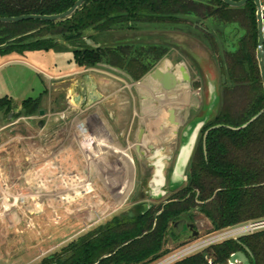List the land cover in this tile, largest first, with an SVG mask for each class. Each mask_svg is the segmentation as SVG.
Instances as JSON below:
<instances>
[{"label":"trees","instance_id":"obj_1","mask_svg":"<svg viewBox=\"0 0 264 264\" xmlns=\"http://www.w3.org/2000/svg\"><path fill=\"white\" fill-rule=\"evenodd\" d=\"M76 1L0 0V17L57 15ZM206 21L237 25L245 34L232 51H224L223 104L202 130L185 185L158 206H145L146 198L140 194L128 213L88 231L39 264H149L167 254L160 251L165 238L171 236V223L184 218L193 223L195 209L210 223V233L264 221V93L256 61V8L251 1L230 8L221 0H88L62 21L0 23L1 55L69 51L79 69L106 64L137 81L171 49L188 56L182 46L163 42L167 32L200 40L222 61L218 36ZM99 37L103 38L100 42ZM86 40L94 45H87ZM42 94L21 103L25 114L35 111ZM12 107L11 99L0 98V111ZM260 112L244 129H230L241 127ZM238 251L244 252L249 264H264V228L174 264H227Z\"/></svg>","mask_w":264,"mask_h":264},{"label":"rangeland","instance_id":"obj_2","mask_svg":"<svg viewBox=\"0 0 264 264\" xmlns=\"http://www.w3.org/2000/svg\"><path fill=\"white\" fill-rule=\"evenodd\" d=\"M206 25L218 36L222 61L200 40L169 32L164 33L165 40L162 39L163 42L182 46L188 54L186 56L179 51L178 55L175 49V53L173 49L169 52L174 55L172 58H183L187 64L189 86L193 93V122L202 118L208 121L221 109L224 51H232L237 39L245 34L237 25L225 27L211 21H206ZM79 70L69 51H33L22 56L15 53L0 54V98L8 97L13 101L11 109L0 111V258L5 260L1 264L35 257L31 245L43 238V230L47 228L34 219L35 215L30 216L32 213L28 211L31 209H36L35 214L40 216L45 208L50 211L52 237L55 234L53 239L58 237L57 234H62L61 231L64 233L68 224L75 225L76 222L78 228L68 231L67 236L71 238L76 233L81 236L115 216L128 213L136 203L139 191H144L145 206L148 203L158 206L170 197L168 193L163 197H148L147 184L153 166L136 163L132 164L130 171L121 157L110 154L113 149H110L109 142L115 144L114 138L117 137L113 133L125 131L129 127L131 109H139L140 102L134 91L132 97L125 90L119 98L103 103L108 110V113L102 114L103 117L87 114L81 108V101L77 100V87L81 78L91 75L98 81L101 78L114 80L112 78L116 77ZM57 75L60 76L55 77ZM41 93L35 111L25 114L21 103L27 99H37ZM39 111H43L44 115L39 116ZM100 121H105L103 126ZM140 126V120L136 119L133 130ZM93 129L98 134H93ZM108 134H111L112 140L106 138ZM119 140L121 143L122 139ZM101 145H106V150L98 148ZM104 156L110 158L109 165L92 164V159ZM124 179L126 182H123ZM129 188V197L123 199L118 196V193ZM80 191L83 196H80ZM88 192L91 195L86 196ZM76 194L78 198H75ZM61 198L66 199L65 202ZM77 199H80V203H76ZM64 203H67L66 206ZM192 220L199 232L198 238L175 241L173 237H166L160 253L167 254L149 264H156L213 234L209 232L210 223L196 209L192 212ZM28 226L33 230H29ZM55 241L58 242V238ZM55 248L51 254L60 250V246ZM35 254L37 257L39 252L35 251Z\"/></svg>","mask_w":264,"mask_h":264},{"label":"crops","instance_id":"obj_3","mask_svg":"<svg viewBox=\"0 0 264 264\" xmlns=\"http://www.w3.org/2000/svg\"><path fill=\"white\" fill-rule=\"evenodd\" d=\"M151 35H153V34H151ZM101 40H103V39H101L99 37V42ZM173 53H175L174 49H173ZM178 55H179V52H178ZM172 56H174V55L169 54V56L167 58H165L161 62H159V64L157 65V68L160 70L161 76L165 75L164 73L169 72V73H171L172 77L177 81V85L179 86L178 98H179V102H180L178 109H179V112L181 113L183 111L185 104H186V106L189 105V103L191 104V99H192L193 93H192V90L190 89V86H189V80H185V78H184V76L186 75L189 79V73L187 72V64H186L185 60L183 58H179V57L177 59L172 58ZM101 68L102 69H109L107 65L99 64L97 66V69H101ZM171 70H173V72H171ZM84 71L96 73L95 68L94 69H88V70H82V69L79 70V72H84ZM113 71L115 72V70H113ZM77 73H78V71H77ZM61 75H68V73L67 74H61ZM116 75H118V74L114 73L112 75L113 77L114 76L116 77V78H112V79L116 80V82H114V80H106L108 78H106V79L101 78L97 81V80H95V78L93 76L88 75L90 80L96 81V84L99 87L98 93L106 96V98H104V99L100 98V100L102 99L100 101L101 104H103L105 102L108 103L110 101L112 102L115 98L116 99L119 98L120 95L122 94V92L125 93V91L121 89V86H122L121 84H123L124 81H123L122 77L116 76ZM59 76L60 75H57L55 77H59ZM159 84H160V81L158 80V78L155 77L154 75H150L149 78L147 79V83H146L145 87L142 85H138V84L133 85V87H131V88L129 87L131 92H132V90L133 91L135 90L137 92V94L141 97L139 109H137L136 107L131 109V114L128 116L130 118L129 127L125 131L113 133L115 136H117L114 138V141L116 142L115 144H112L113 142H111V143L109 142V145H111V148L110 147L109 148L113 149V152H110V154H112V155L117 154L119 157H121L123 159V161L125 163H127V165L129 166L130 171L132 169V164H133L132 163L133 159L131 156L130 149L133 146L135 148L140 149V148H142L141 144L144 142H147L146 144L151 145L153 148V151H155V153H157L155 158H161L162 157V153L159 152L160 150L157 149V146H158L156 143L157 140H155V139H158L159 141H161V139H159V132H156V133L154 132V129H155L154 126H159V129L161 128L160 130L163 131L165 129V117H166V115H165V112H163V109L159 110L160 108H158V106L156 105L158 103L157 102L158 99L156 98L157 92H156V95L152 96V97H150L146 94L148 92V87L152 88V91L158 90ZM110 92H111V94H109ZM77 100H79V98ZM120 110L124 111L123 108H120ZM101 117H103V116H101ZM139 118L141 120H143L144 127L140 126L137 129L133 130L134 121L136 119H139ZM100 122L103 126V124H104L103 122H105V121H100ZM105 131H107V130L105 129ZM94 132H95V134L97 133L93 129L92 133L94 134ZM107 137L110 138L111 140L113 139V138H111V134H108V136H106V138ZM116 138L118 140L120 138L122 139L121 143L125 145V148L119 146ZM102 147L105 148L103 150H106V148H107L106 145H101V147H98V148H102ZM142 150L143 149H141V151ZM108 156H109V154H108ZM95 159H92V164L95 163V164H97V166H100L102 164L104 166H107V165H109V162H110V158L106 157V156L102 157L101 159H100V157H97V158L95 157ZM153 162L155 163V161H153ZM154 163L151 162V165H154ZM160 164L165 166V164L162 161L160 162ZM99 171L100 170H98V174H99ZM121 174L125 175L123 172H121ZM123 182H126V179H124ZM130 188L127 191L123 190V193L122 192L118 193V196L120 198H123V199H125L126 197H129L128 194L130 193ZM162 192H163L162 189H159V191L149 190V193H152L153 195L155 193L158 194V193H162ZM80 193H81L80 196H83V192L80 191ZM77 194H76L75 198H78ZM89 195H91L90 192L86 193V196H89ZM112 196L115 197L114 195H112ZM70 197H73V196L70 195ZM61 200H63V199L61 198ZM65 200H63V201L65 202ZM82 201H83V197L81 198V203H82ZM76 203H80V199H77ZM66 204L67 203H64L65 206H66ZM44 206H46V205L44 204ZM45 209L43 210V212H42L43 214H41V216H40V214L39 215L35 214L36 209H31L28 211L29 213H32L30 216L35 215L34 219H36V220L38 219V221L41 222L40 224H42L43 227L47 228V230H48V232H47V230H45V231L43 230V238L37 239L39 241L38 242L34 241L31 245V251L33 252L35 257H30L27 260L23 259L19 262L14 260V261H12L13 262L12 264H15L16 262H18L16 264H22V262H26L25 264H39L42 259L51 255V252H53L55 247L60 246V249H61L62 247L66 246L67 244L71 243L72 241H75L77 238L80 237V236H77L78 233H76L75 236L71 237V238H68V236H67V235H69L68 231L70 229H73V228L77 229L78 228V226H77L78 224L75 222V225H69L68 224V226H66V228H64V230H66L67 232L65 231L63 233L61 231L62 234H60V235L57 234L58 237H56V238H58V242L55 241L56 238L53 239L55 234L53 235V237L51 234V232H52L51 230H53V228H51L50 224H49V222L51 220V214H50V211H47V209L46 210ZM66 213H68V212H66ZM28 217H29V215H28ZM28 219H30V217ZM31 225H33V223H31ZM28 229L33 230V228L32 227L30 228L29 226H28ZM64 236H66V237H64ZM52 244H56L55 247L52 246ZM35 251L39 252V255L37 257H36ZM4 261L5 260L0 258V264H1V262H4ZM7 264H10V263H7Z\"/></svg>","mask_w":264,"mask_h":264},{"label":"flooded vegetation","instance_id":"obj_4","mask_svg":"<svg viewBox=\"0 0 264 264\" xmlns=\"http://www.w3.org/2000/svg\"><path fill=\"white\" fill-rule=\"evenodd\" d=\"M168 56H169V54L167 55V57ZM97 66L95 67L96 73H98L100 75L112 77V75L114 73H117L119 76H121L123 81H124L123 85L121 86V89L124 91L127 90V92L131 95V97H132V92L130 91V88L133 87V85L138 84V85H142L145 87V85H146L145 82H147V79L149 78V76L154 75L157 70L160 71L156 66L150 72H148L143 77H141L139 80L134 81L126 72H124L122 70L110 67L108 65L107 66L109 69H102V68L97 69ZM113 70H115V72ZM171 72H173V70H171ZM160 74H161V72H160ZM164 74L168 75V78L165 79V75H162L158 78V80L160 81L158 90L152 91V88L148 87V92L147 93L145 92L150 97L155 96L156 92H157L156 98L158 99L157 100L158 103L156 105L158 106V108H160L159 110L163 109V112H165V115H166V117H165V129L163 131L160 130L161 128L159 129V126H154V128H155L154 132L155 133L159 132V139H161V141H159L158 139H155V140H157L156 141V143L158 145L157 149L160 150L159 152L162 153V157L161 158H155L157 153H155V151H153V148L151 145L146 144L147 142L142 143L141 144L142 148H140L138 150H136V148L134 146L130 149L131 156L133 159L132 160L133 164L138 163V165H141L142 163H144L148 166H153V165H151V162L154 163L153 161H155V163L157 161L159 163L162 161L165 164V168L163 170L164 176L166 178L165 187L163 188V192L165 194L161 195V193H158V194L155 193L154 195L153 194L149 195V192H148L149 198H151V196L152 197H163V196H166L167 193H168V195H171L174 192V190L170 188L172 185L171 184V177L173 174L174 167L178 162L179 155L181 154L182 151H183V154L191 151V156H190V160H191V158H192V156H193V154H194V152H195V150L199 144L202 130L206 126L207 122L210 120V118L208 119V121H207V118L206 119L202 118L198 121L193 122L191 120L192 119L191 118L192 108H191L190 103L187 106L185 104L183 111L180 113L179 109H178L180 102H179V98H178L179 86L177 85V81L172 77L171 73L166 72ZM85 76L86 75H84L81 78L79 86L77 87L78 94H79V101H81V103H80L81 108L83 109V112L85 111L87 114H92V115H96L97 117H100V116H102V114L108 113V111L106 110L104 105L100 103V101L102 99L106 98V96L100 94L102 99L93 103L92 105H90L89 99H88V94L90 93V85L94 84L96 86L97 93L99 91L98 90L99 87L96 84L95 80H93V81L91 80L90 82L85 80L84 79ZM187 80H189L188 77H187ZM189 82H190V80H189ZM190 89L192 90L191 87H190ZM134 93H135V96L137 97L138 101L140 102L141 97L137 94V92L135 90H134ZM109 94H111V92ZM83 112H82V114H83ZM83 115H85V114H83ZM139 120H140L141 126L144 127L143 120H141L140 118H139ZM129 122H130V118H129ZM198 125H201V126H199V129L197 130V133L195 134V129ZM203 139H204V137H203ZM118 144H119V146L125 148L124 144H121L119 142H118ZM141 149H143V150L141 151ZM190 160H189V163H190ZM155 163H154V165H156ZM152 169H153V172H152V175H153L154 167ZM187 169H188V167H187ZM186 173H187V171H186ZM152 175H151V177H152ZM179 188H181V186ZM143 192L144 191H139L140 194L144 195ZM163 203H165V202H163ZM151 204H153V203H151ZM181 220H183V219H181ZM184 220L187 223H190L187 218H184ZM190 236H191V233L184 226L180 231H176L173 229L171 231L170 237H173V239L175 241H187V240H189Z\"/></svg>","mask_w":264,"mask_h":264},{"label":"water","instance_id":"obj_5","mask_svg":"<svg viewBox=\"0 0 264 264\" xmlns=\"http://www.w3.org/2000/svg\"><path fill=\"white\" fill-rule=\"evenodd\" d=\"M86 1L88 0H77L75 4L69 8L67 11L57 14V15H49V16H42V15H22L18 17H0V23L1 24H11V23H20L24 21H42V22H56V21H62L65 19L70 18L76 10H78ZM225 5H227L230 8H241L243 7L247 2L251 1L255 5L256 8V23H257V48H256V61L258 64V69L260 73V78L262 82V88L264 93V21H263V15L261 11V3L260 0H241L238 2H234L232 0H221ZM87 45L93 46L94 43L91 40L85 41ZM60 45L64 46L67 49L71 50V47L64 43L63 41H57ZM76 50H79V48H76ZM155 77L159 78L161 76L160 71H156L154 74ZM168 78V75H165V79ZM184 78L187 80V76L185 75ZM85 80L90 82V78L88 75L84 77ZM225 78L222 77V84H224ZM101 98V95L97 93L96 86L94 84L90 85V93L88 94L89 104L92 105L93 103L99 101ZM262 112H260L258 115L254 116L250 121H248L246 124L242 125L239 128H230L233 131H238L241 129H244L247 127L251 122H253L255 119H257L258 116H260ZM39 116H43L44 112L39 111ZM41 124L39 123V127ZM198 125L195 129V134L197 133V130L199 129ZM218 127H214L212 129H215ZM138 150V148H136ZM191 156V151L183 154V151L179 155L178 162L174 167L173 174L171 177V189L175 190L176 188H179L183 182L186 180V171L189 164ZM156 165H153L154 167V173L149 180L147 186L148 189L151 191H159V189H162L165 187L166 178L164 176V168L162 164H160L158 161L155 163ZM165 193L162 192L161 195H164ZM149 195H152V193H149ZM166 204V203H165ZM264 223V222H263ZM186 227L187 230L191 233V236L189 240L191 239H197L199 236V232L195 229V226L193 223H187L184 219L179 220L176 222L171 223L172 229L176 231H180L183 227ZM264 226V224L262 225ZM245 250V248H243ZM228 263L230 264H249L248 259L246 258L244 252L238 251L234 254H232L229 257Z\"/></svg>","mask_w":264,"mask_h":264},{"label":"built area","instance_id":"obj_6","mask_svg":"<svg viewBox=\"0 0 264 264\" xmlns=\"http://www.w3.org/2000/svg\"><path fill=\"white\" fill-rule=\"evenodd\" d=\"M261 3V11L264 18V0H260ZM264 221L260 222H249L246 224L238 225L235 227L227 228L225 230L215 232L211 236L207 237L206 239L195 243L186 249H182L181 251L171 254L167 258L157 262L156 264H174L175 262L195 254V252L203 249L208 248L212 245L222 243L227 240H236L241 236L252 234L260 229H263L262 226ZM208 264H211V261H208ZM230 264V263H228Z\"/></svg>","mask_w":264,"mask_h":264}]
</instances>
